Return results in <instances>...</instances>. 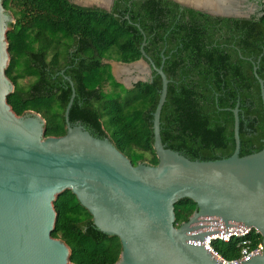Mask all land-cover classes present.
I'll return each mask as SVG.
<instances>
[{"label": "trees", "instance_id": "16d2710c", "mask_svg": "<svg viewBox=\"0 0 264 264\" xmlns=\"http://www.w3.org/2000/svg\"><path fill=\"white\" fill-rule=\"evenodd\" d=\"M4 5L21 20L30 6L40 16L36 19L40 34L33 38L19 35L23 24L9 30L7 75L15 84L9 96L14 111L41 113L47 120L46 136L67 133L65 111L73 93L69 77L76 91L72 123L80 122L95 136L109 138L135 165L158 164L153 118L162 77L153 69V80L127 88L106 62L143 58L146 35V53L157 67L163 65L171 80L161 113V135L167 147L191 159L231 156L233 109L239 103L240 154L264 148V105L254 71L257 62V72L264 79V11L251 17L219 16L174 0H115L111 10L71 0H5ZM107 83L111 92L104 90ZM55 208L58 217L52 234L71 247L73 263L120 260V238L99 230L71 190L57 198ZM196 208L191 198L179 200L177 226ZM258 237L263 240L261 234ZM215 246L227 259L238 256L233 242Z\"/></svg>", "mask_w": 264, "mask_h": 264}, {"label": "water", "instance_id": "95a60500", "mask_svg": "<svg viewBox=\"0 0 264 264\" xmlns=\"http://www.w3.org/2000/svg\"><path fill=\"white\" fill-rule=\"evenodd\" d=\"M4 1L0 0V264H76L70 259L71 247L52 234L58 217L55 202L66 190L91 212L99 230L120 238L123 251L116 264H227L208 251L205 236L248 226L260 231L264 243V148L240 154L239 103L233 109L231 156L191 159L167 147L161 135V113L171 80L163 65L157 67L146 53L145 35L143 58L130 63L113 60L112 70L127 87L132 79L148 81L133 76L132 69L142 65L150 74L149 60L162 77L153 118L158 164L135 165L109 138L95 136L80 122L72 123L76 91L69 77L73 93L65 111L67 133L46 136L47 120L41 113L29 110L18 115L9 103L15 84L7 75L8 33L15 18ZM81 1L74 3L107 10L114 3ZM174 1L229 17H251L260 9L251 1L242 4L247 0ZM254 64L264 105V79ZM183 198L194 200L197 208L177 226L175 204ZM234 264H264V250Z\"/></svg>", "mask_w": 264, "mask_h": 264}, {"label": "built area", "instance_id": "2783aa9c", "mask_svg": "<svg viewBox=\"0 0 264 264\" xmlns=\"http://www.w3.org/2000/svg\"><path fill=\"white\" fill-rule=\"evenodd\" d=\"M259 234L261 233L257 228L248 226L245 229L208 234L204 238V244L208 251L218 260L223 263L234 264L249 260L263 253L264 243L263 240L259 241ZM216 242H223L226 244L233 242L234 248L238 250V256L234 259H227L216 248Z\"/></svg>", "mask_w": 264, "mask_h": 264}, {"label": "flooded vegetation", "instance_id": "af4514ba", "mask_svg": "<svg viewBox=\"0 0 264 264\" xmlns=\"http://www.w3.org/2000/svg\"><path fill=\"white\" fill-rule=\"evenodd\" d=\"M250 1L254 2L255 4H257L260 7V9L257 11V13H260L262 11V8H264V0H247L242 4L247 5ZM112 7H113V5H112ZM9 11H10L11 15L15 18V21L13 23H11L10 30H13V29L16 30L19 25L23 24V25H25L23 28V32H20L19 35L23 34L26 38L29 39V38L35 37L37 35V33L40 34V26L36 25L37 23H39L38 20H36V19H39L40 16L34 11L33 7L30 6L27 9V16H26L25 20H21V17L19 15H17L16 13H14L12 10H9ZM46 25H48V24H46ZM17 31H20V30H17ZM59 35H61V33H59ZM146 61L149 63V65L151 67L150 74H148L147 72H143V71H139V73H141V74L145 73V75L148 77L147 80L151 81L154 79V76H155V74L153 72L154 68H153V65L151 64V62L149 60H146ZM106 62H107V60H106ZM111 67L113 69L112 65H111ZM137 74H138L137 72H134L133 76L136 77ZM123 78H124V76H123ZM120 83H123V82H120ZM136 83H138V82H135V80L132 79L133 87L135 86Z\"/></svg>", "mask_w": 264, "mask_h": 264}, {"label": "rangeland", "instance_id": "374dc122", "mask_svg": "<svg viewBox=\"0 0 264 264\" xmlns=\"http://www.w3.org/2000/svg\"><path fill=\"white\" fill-rule=\"evenodd\" d=\"M73 2H82L81 0H72ZM89 5H93V4H89ZM107 63H110L111 65L113 64V60H107ZM115 70H119L118 69V66L116 65L115 67ZM132 70H134L135 72H137L138 74L136 75V78H145V79H148V77L145 75V73H139V71H144V66L142 65H138V66H135ZM127 88H132V82H127ZM104 90L106 92H111L113 89H112V86L110 84H105L104 86Z\"/></svg>", "mask_w": 264, "mask_h": 264}, {"label": "bare ground", "instance_id": "6f19581e", "mask_svg": "<svg viewBox=\"0 0 264 264\" xmlns=\"http://www.w3.org/2000/svg\"><path fill=\"white\" fill-rule=\"evenodd\" d=\"M86 1H89V0H86Z\"/></svg>", "mask_w": 264, "mask_h": 264}]
</instances>
